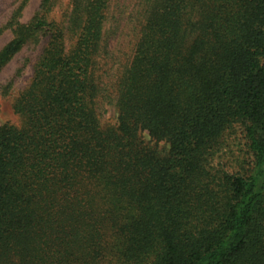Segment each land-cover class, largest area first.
Listing matches in <instances>:
<instances>
[{
    "label": "trees",
    "instance_id": "1",
    "mask_svg": "<svg viewBox=\"0 0 264 264\" xmlns=\"http://www.w3.org/2000/svg\"><path fill=\"white\" fill-rule=\"evenodd\" d=\"M26 1L0 71L49 41L0 126V264H264V0Z\"/></svg>",
    "mask_w": 264,
    "mask_h": 264
},
{
    "label": "rangeland",
    "instance_id": "2",
    "mask_svg": "<svg viewBox=\"0 0 264 264\" xmlns=\"http://www.w3.org/2000/svg\"><path fill=\"white\" fill-rule=\"evenodd\" d=\"M23 0H0V26L6 23L10 17L12 10L19 6ZM42 0H28L22 11V22H29L37 12ZM132 0H127L124 7V18L130 10V3ZM70 0H57L55 10L51 14V18L56 22H60L64 19L65 15L69 12ZM126 30V29H125ZM127 34V32L125 31ZM13 38L10 30H5L0 35V50ZM49 38H45L41 45L35 50L31 48L24 49L19 54L15 55L9 63L0 71V126L6 123L20 125L21 116L18 115L14 109L15 99L19 94L25 90L32 82L34 77V67L38 61V58L46 46ZM129 38L121 35L118 40V54L121 55L123 61L126 60L127 54L130 53V46L128 44ZM30 61L22 70L19 75L17 70L26 62ZM11 86H8L10 85ZM100 123L103 127L114 126L117 124V109L113 103L102 102L100 104ZM141 136L144 141L151 145H156L161 151H167L170 145L165 141H155L150 137L147 132H142ZM228 148H226L218 159V163L225 165L227 169L231 170V167L237 168V161H243L247 158L245 140L241 134L230 138ZM238 169V168H237Z\"/></svg>",
    "mask_w": 264,
    "mask_h": 264
}]
</instances>
